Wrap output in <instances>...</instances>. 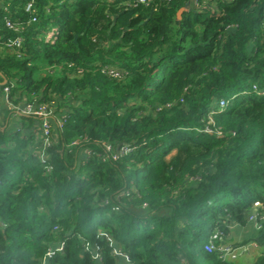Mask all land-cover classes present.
<instances>
[{
    "label": "trees",
    "instance_id": "16d2710c",
    "mask_svg": "<svg viewBox=\"0 0 264 264\" xmlns=\"http://www.w3.org/2000/svg\"><path fill=\"white\" fill-rule=\"evenodd\" d=\"M4 1L0 264H234L205 244L264 210V0Z\"/></svg>",
    "mask_w": 264,
    "mask_h": 264
},
{
    "label": "built area",
    "instance_id": "2783aa9c",
    "mask_svg": "<svg viewBox=\"0 0 264 264\" xmlns=\"http://www.w3.org/2000/svg\"><path fill=\"white\" fill-rule=\"evenodd\" d=\"M140 1L145 2L146 0H140ZM26 9L27 10L32 9V2L27 3ZM2 20L4 21L6 27L14 31H19L21 29L19 25L13 23L10 19L7 18V16H3ZM2 20H0V23ZM2 41L3 40H1V42ZM22 41H23L22 37L18 35L14 38H8L6 41H4V46L9 50L19 49V47L22 44ZM102 72L107 73L110 76L116 77L114 74L108 71L107 66L102 67ZM9 92H10V87L5 84L2 85V89H0V98L4 99L8 103H9V100H8ZM225 103H226L225 99H220L218 105L210 111V114H213L219 111L225 105ZM14 108L16 112L18 113L25 114V115H32L34 117H39L41 119L40 129H41V136H42V145L44 148L47 145H49L50 137L52 135V127L54 123L58 127H61L62 125V122L60 120H56V122H54V116H53L52 110L51 109L49 110L48 106H46L45 104H37L34 101L24 103L23 105L16 106ZM41 158H44L43 152H41ZM258 205L260 206V209H257V212H252L249 215L248 219L254 220V221L255 219H257V222L255 221V226L260 229L261 224L264 222V210H262V206L260 203L258 202L254 203V206H258ZM254 208H253V211L255 210ZM257 215H259V218L257 217ZM222 240H223L222 236L220 235L218 230H215L214 233H212L209 236L208 242L205 244V248L207 251L217 250L220 256L224 260H227V261H233L241 254H244L247 251H249L251 248L257 247L256 242H253V244H249V245H239V246H233L228 243L227 244L222 243L218 246H215V243H214L215 241L222 242ZM62 247H63V243H59L57 247L50 248L48 252L46 253V257L52 256L56 249L61 250Z\"/></svg>",
    "mask_w": 264,
    "mask_h": 264
},
{
    "label": "rangeland",
    "instance_id": "374dc122",
    "mask_svg": "<svg viewBox=\"0 0 264 264\" xmlns=\"http://www.w3.org/2000/svg\"><path fill=\"white\" fill-rule=\"evenodd\" d=\"M107 67H108V71L111 72L112 74H114L116 77L118 76L119 73L121 74V71L118 70L116 67H111V66H107ZM208 129L210 130V128H208ZM253 208L255 209L253 212H257V209H260V206L259 205L258 206L253 205ZM257 217L259 218V215H257ZM255 221L257 222V219H255ZM255 221L249 220L248 221L249 225L246 224L244 226L233 225L231 227V230H230V236H229V242L230 243H228V244L233 245V246L253 244V242H255L254 239H256L259 235L258 234L259 228H257L255 226ZM250 224L252 226H250ZM259 250H260V248L257 247V249H255L253 247L252 249H250L246 253L238 256L235 260L232 261V263H234V264H252L254 262L255 258L257 257V254H259V253H257Z\"/></svg>",
    "mask_w": 264,
    "mask_h": 264
},
{
    "label": "crops",
    "instance_id": "0c3cea01",
    "mask_svg": "<svg viewBox=\"0 0 264 264\" xmlns=\"http://www.w3.org/2000/svg\"><path fill=\"white\" fill-rule=\"evenodd\" d=\"M5 1L4 0H0V20H2V18H3V12L5 11ZM21 105H23V104H21ZM7 106L10 108L11 106L9 105V103L8 102H6L4 99H2V98H0V119H2V120H4L5 119V116H4V109H6L7 108ZM252 212H253V210H252ZM248 225H249V223H247ZM233 226V225H232ZM232 226H230V230H231V227ZM250 226H252L251 224H250ZM255 232V231H254ZM257 240V239H256ZM256 242V241H255ZM57 247V246H56ZM257 247L258 248H260V246H258L257 245ZM257 247L255 248V249H257ZM252 249V248H251ZM260 251V250H259ZM259 251L257 252V253H259ZM257 256H258V254H257ZM97 257V256H96ZM256 259V258H255ZM125 260H127L126 258H125ZM124 260V261H125Z\"/></svg>",
    "mask_w": 264,
    "mask_h": 264
},
{
    "label": "water",
    "instance_id": "95a60500",
    "mask_svg": "<svg viewBox=\"0 0 264 264\" xmlns=\"http://www.w3.org/2000/svg\"><path fill=\"white\" fill-rule=\"evenodd\" d=\"M184 10V8H180L178 11H177V17H180V13ZM1 85H4V81L1 83Z\"/></svg>",
    "mask_w": 264,
    "mask_h": 264
}]
</instances>
